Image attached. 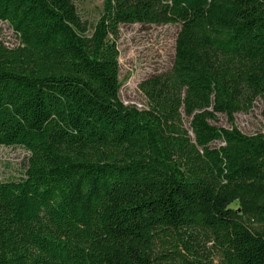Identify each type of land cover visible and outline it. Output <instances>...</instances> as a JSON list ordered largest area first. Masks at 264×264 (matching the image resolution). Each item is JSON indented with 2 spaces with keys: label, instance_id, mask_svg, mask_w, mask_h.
I'll return each mask as SVG.
<instances>
[{
  "label": "trees",
  "instance_id": "16d2710c",
  "mask_svg": "<svg viewBox=\"0 0 264 264\" xmlns=\"http://www.w3.org/2000/svg\"><path fill=\"white\" fill-rule=\"evenodd\" d=\"M0 20L19 39H0V146L29 152L0 181V264H198L179 249L200 234L218 264H264V133L234 125L264 118V0H104L93 22L0 0ZM125 24L180 26L146 109L120 97Z\"/></svg>",
  "mask_w": 264,
  "mask_h": 264
},
{
  "label": "rangeland",
  "instance_id": "374dc122",
  "mask_svg": "<svg viewBox=\"0 0 264 264\" xmlns=\"http://www.w3.org/2000/svg\"><path fill=\"white\" fill-rule=\"evenodd\" d=\"M78 12L83 19L93 22L98 19L104 0H73ZM179 25H145L125 24L121 25L118 48L120 51V80L122 88L121 100L139 109L148 107V100L140 84L157 75L169 72L172 69L175 57V43ZM0 39L9 47L19 44V39L13 29L0 20ZM262 103L257 101L249 112L237 113L234 125L247 134L264 133V118L261 114ZM214 125L224 128L232 127V123L225 114H218ZM220 142L214 145H219ZM29 152L22 147L0 146V181L20 179L25 175ZM236 207V204L233 205ZM200 241L204 250L197 258L180 247V252L191 260H197L198 264L219 263V254L211 248V243L205 242V236L200 234ZM198 249V248H197ZM160 247L157 254L159 255ZM210 261H207L210 252ZM170 264H181L182 261Z\"/></svg>",
  "mask_w": 264,
  "mask_h": 264
}]
</instances>
